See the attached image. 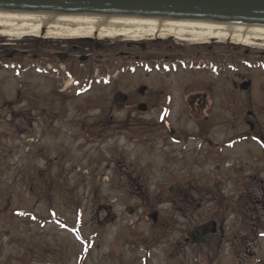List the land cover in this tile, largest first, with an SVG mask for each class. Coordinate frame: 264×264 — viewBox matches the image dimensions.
I'll list each match as a JSON object with an SVG mask.
<instances>
[{
	"label": "rangeland",
	"instance_id": "374dc122",
	"mask_svg": "<svg viewBox=\"0 0 264 264\" xmlns=\"http://www.w3.org/2000/svg\"><path fill=\"white\" fill-rule=\"evenodd\" d=\"M45 32L21 38L0 35V53L28 47L31 53L48 52L53 58L54 51L72 54V41L88 39L52 38ZM102 39L107 46L102 52L109 58L137 50L125 44L131 39ZM147 39H159L160 45L153 47L159 51L172 45L175 51L196 52L200 44L173 36L142 40ZM242 57L237 55L233 72L252 75L255 61ZM46 61L16 60L11 68L0 64V264H195L200 259L192 254L196 244L184 241V236L187 225L201 223L212 211L211 193L201 198L200 190L218 168L213 158L223 161V154L203 152L206 144L199 139L181 140L162 129H156L153 140L148 123L156 112L139 115L126 106L110 113L96 104L86 108L85 96L72 99L81 87L72 89L65 75L46 69ZM178 72L165 75L174 89L185 73ZM150 77L137 73L128 79ZM116 81L98 86L104 104L118 88ZM178 108L171 114L175 125L185 132L197 130L192 115ZM146 132L148 140L141 141ZM227 134L215 127L211 135L221 140ZM223 183L227 195L231 185L227 178ZM176 188L187 194H174ZM185 201L202 206L184 209ZM148 207L160 214V223L146 216ZM154 234L161 236L156 246ZM177 239L180 243L174 247ZM175 248L187 258L172 256Z\"/></svg>",
	"mask_w": 264,
	"mask_h": 264
},
{
	"label": "flooded vegetation",
	"instance_id": "af4514ba",
	"mask_svg": "<svg viewBox=\"0 0 264 264\" xmlns=\"http://www.w3.org/2000/svg\"><path fill=\"white\" fill-rule=\"evenodd\" d=\"M157 41L160 40L127 41L125 44L135 46L137 50L117 58L103 54L107 46L98 33L88 39L72 41V54L66 52L65 60L69 61L68 68L72 71V89L81 87L72 99L85 96L83 106L89 108L96 104L95 108L102 106L110 113L123 111L126 106L139 115L156 112V119L148 123L151 128L148 136L153 140L156 129H162L170 137L177 136L181 140L199 139L203 145L206 144L203 152L223 154V161L213 158L218 168L200 190L201 198L203 193L205 196L211 193L212 211L201 223L187 225L184 241L196 244L192 254L200 259L196 257L195 264H264V73L254 74L257 70L264 72V50L237 46L232 39L219 41L214 38L196 45V52L175 51L172 45L159 51L153 48L160 45ZM13 43L8 42L10 45ZM54 52L52 58L48 52L31 53L28 47H12L4 54L0 53V64L12 66L16 60H28L33 64L42 57L54 61L60 51ZM238 54L255 61L250 65L252 75L233 72ZM117 68L119 71L115 73ZM179 70L185 73L177 79L178 89H174L167 83L165 75H177ZM137 73L152 77L147 80L128 79ZM116 78L118 88L110 103L104 104L98 95V86L104 84L103 81L108 83ZM246 81H249V86L244 89L241 85ZM142 86H146L144 91L140 90ZM94 88L97 92L88 95ZM142 104L144 109H141ZM177 104L180 111L192 115L197 130L185 132L183 126L175 125L171 114ZM97 122L90 125L96 126ZM99 123L102 128L108 127L106 122ZM215 127L224 128L228 134L221 140L214 139L211 134ZM146 134L139 137L141 141L148 140L144 137ZM221 166L229 168L221 172ZM225 178L231 185L227 195L222 193ZM183 204L184 209H188L190 205L194 207L195 202L185 201ZM195 206L201 208L202 203ZM148 208L150 211L146 216L157 223L160 214L151 211L153 207ZM226 213L228 215L224 216ZM151 241L156 246L161 236L154 234ZM179 243L177 239L174 247ZM171 251L174 257L187 258L177 248Z\"/></svg>",
	"mask_w": 264,
	"mask_h": 264
},
{
	"label": "bare ground",
	"instance_id": "6f19581e",
	"mask_svg": "<svg viewBox=\"0 0 264 264\" xmlns=\"http://www.w3.org/2000/svg\"><path fill=\"white\" fill-rule=\"evenodd\" d=\"M52 38L121 37L142 40L161 36L190 43L232 39L247 46L264 47V25L173 17L48 13L0 9V35L8 38L39 36Z\"/></svg>",
	"mask_w": 264,
	"mask_h": 264
},
{
	"label": "water",
	"instance_id": "95a60500",
	"mask_svg": "<svg viewBox=\"0 0 264 264\" xmlns=\"http://www.w3.org/2000/svg\"><path fill=\"white\" fill-rule=\"evenodd\" d=\"M0 9L202 19L264 25V0H0ZM46 28L43 27L42 31ZM61 60L66 56L59 55ZM249 82L241 87L246 89ZM146 86L140 90L144 91ZM144 104L141 109H144Z\"/></svg>",
	"mask_w": 264,
	"mask_h": 264
},
{
	"label": "trees",
	"instance_id": "16d2710c",
	"mask_svg": "<svg viewBox=\"0 0 264 264\" xmlns=\"http://www.w3.org/2000/svg\"><path fill=\"white\" fill-rule=\"evenodd\" d=\"M184 191L182 190V189H178V188H176L174 191H173V193L175 194V193H178V194H180V193H183Z\"/></svg>",
	"mask_w": 264,
	"mask_h": 264
}]
</instances>
